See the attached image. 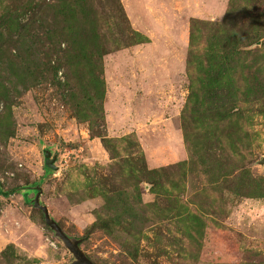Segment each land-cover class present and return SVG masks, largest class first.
<instances>
[{
    "label": "rangeland",
    "instance_id": "rangeland-1",
    "mask_svg": "<svg viewBox=\"0 0 264 264\" xmlns=\"http://www.w3.org/2000/svg\"><path fill=\"white\" fill-rule=\"evenodd\" d=\"M36 195L94 264H264V0H0V264L76 259Z\"/></svg>",
    "mask_w": 264,
    "mask_h": 264
},
{
    "label": "water",
    "instance_id": "water-1",
    "mask_svg": "<svg viewBox=\"0 0 264 264\" xmlns=\"http://www.w3.org/2000/svg\"><path fill=\"white\" fill-rule=\"evenodd\" d=\"M47 164L52 166L49 160H47ZM34 206L41 210L45 223L57 233V236L62 239L67 248L74 254L76 259L71 264H94L79 250L78 243L69 238L60 225L50 218L48 209L39 203L38 195L34 198Z\"/></svg>",
    "mask_w": 264,
    "mask_h": 264
},
{
    "label": "trees",
    "instance_id": "trees-1",
    "mask_svg": "<svg viewBox=\"0 0 264 264\" xmlns=\"http://www.w3.org/2000/svg\"><path fill=\"white\" fill-rule=\"evenodd\" d=\"M34 189L38 190V187L36 186V187H34Z\"/></svg>",
    "mask_w": 264,
    "mask_h": 264
}]
</instances>
